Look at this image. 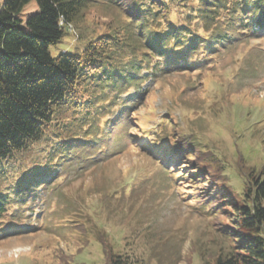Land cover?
Returning <instances> with one entry per match:
<instances>
[{
  "label": "rangeland",
  "instance_id": "1",
  "mask_svg": "<svg viewBox=\"0 0 264 264\" xmlns=\"http://www.w3.org/2000/svg\"><path fill=\"white\" fill-rule=\"evenodd\" d=\"M88 1L77 24L50 46L53 57L80 53L87 42L78 40L81 34H113L128 23L119 0ZM4 4L0 0V11ZM38 12L36 0H28L18 14L22 26ZM239 37L217 48L206 64L180 65L131 89L143 93V100L130 109L127 120L138 121L129 122L123 139V131H112L107 146L102 140L80 162L64 164L61 151L46 139L18 160L14 169L20 175V164L39 166L10 202L20 209L18 217L11 208L14 217L0 224V264H106V238L115 253L138 264H216L228 246L216 230L217 215L185 181L182 162L146 148L163 138L166 127L172 133L166 119L172 115L186 135L213 153L235 192L243 181L239 154L247 166L264 165V32Z\"/></svg>",
  "mask_w": 264,
  "mask_h": 264
},
{
  "label": "trees",
  "instance_id": "2",
  "mask_svg": "<svg viewBox=\"0 0 264 264\" xmlns=\"http://www.w3.org/2000/svg\"><path fill=\"white\" fill-rule=\"evenodd\" d=\"M27 1L5 0L0 11V224L14 217L9 209L16 217L21 212L10 202L39 164H20L21 175L14 164L35 145L51 140L61 164L80 162L90 146H107L112 131H123L120 139L129 135V124L138 120L126 117L143 100L131 89L142 88L149 76L206 64L236 35L248 40L264 32V0H119L128 18L122 29L92 38L81 34L78 40L87 42L80 53L53 57L50 46L69 33L90 1L36 0L39 12L24 28L18 14ZM166 119L172 133L166 127L162 139L143 148L182 162L185 181L217 215L216 230L228 246L216 264H264V165L247 166L239 154L243 181L237 193L213 153L186 135L174 116ZM102 250L106 264H138L115 253L107 238Z\"/></svg>",
  "mask_w": 264,
  "mask_h": 264
}]
</instances>
